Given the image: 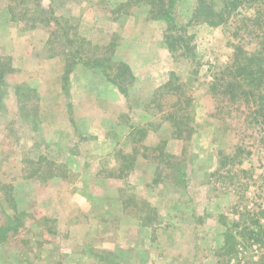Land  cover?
<instances>
[{"label":"rangeland","instance_id":"rangeland-1","mask_svg":"<svg viewBox=\"0 0 264 264\" xmlns=\"http://www.w3.org/2000/svg\"><path fill=\"white\" fill-rule=\"evenodd\" d=\"M195 8L176 0L172 9L170 35H182L188 52L178 42L169 53L162 27L182 100L173 104L185 109L176 118H188L177 139L173 117L157 108L163 86L149 103L130 98L132 117L118 116L112 98L89 109L80 94L81 82L93 83L80 74L93 61L88 43H112L105 65L114 68L124 33L149 34L145 10L160 20L144 3L0 0V264H264V121L221 95L235 71L233 46L252 53L257 39L234 36L233 21L198 23ZM131 84H121L124 96ZM104 122L134 130L100 157L92 138H106ZM166 138L180 143L168 147ZM157 146L179 154L151 155Z\"/></svg>","mask_w":264,"mask_h":264},{"label":"trees","instance_id":"trees-1","mask_svg":"<svg viewBox=\"0 0 264 264\" xmlns=\"http://www.w3.org/2000/svg\"><path fill=\"white\" fill-rule=\"evenodd\" d=\"M215 1H218V3ZM134 2L144 3L150 9L149 14L153 15L155 19L164 20L169 25V32L165 34V45L169 53L175 54L180 49L177 43L185 44L182 35L177 38L170 35L176 30L172 17V9L176 0H134ZM192 18L196 22L210 27H218L233 21L237 25L234 36L238 37V31H246V36L257 39V47L252 53L243 50L240 45L233 46V67L235 71L229 73L232 80L226 84L221 91V95L231 103L237 102L254 108L251 116L253 122L259 124L261 120L264 121V0H196V8ZM51 35H53L52 32ZM250 41L253 42V40ZM70 43L74 44L72 41ZM82 44L83 41L80 39L79 46H82ZM87 47L90 49V51L87 50V55L92 56L93 61L88 64L85 63V66L99 68L106 79L115 85L122 94H125L121 84L124 82L132 83L133 81L129 67L124 63H120L114 68L105 65L107 57H109L107 54H113V44L111 43L103 48H95L88 43ZM184 47L185 51L188 52V45L185 44ZM172 77L173 75L170 74L169 82L161 88L162 90L166 89V91L161 99V105H157V108H160L161 113L173 117L175 137L181 139L183 133L189 129L186 124L188 118H184L186 115L176 118V115L184 112L185 109L181 106L177 107L178 104H173V100L174 102L181 100V95L177 94L179 87L174 84ZM156 92L151 101L156 97ZM187 103L188 100L185 99V104ZM170 106H175L176 109L172 107L171 111H168ZM151 149H146L151 151V155H156L158 151L160 156L165 155L158 146Z\"/></svg>","mask_w":264,"mask_h":264},{"label":"crops","instance_id":"crops-1","mask_svg":"<svg viewBox=\"0 0 264 264\" xmlns=\"http://www.w3.org/2000/svg\"><path fill=\"white\" fill-rule=\"evenodd\" d=\"M148 10L144 12V15L147 17ZM143 15L144 21L142 22V28L144 30H148L149 34L145 37H141L140 33L136 32V29H130L134 34L130 35L132 37L125 36L123 34V39L119 41V45L115 50V55H119V59H117L116 65L120 63L126 64L133 76L132 84L130 85V89L127 91L128 96H124L119 89L109 82L103 72L99 68L92 69L85 67L81 69L80 74H84V77L93 78V83L81 82L79 89L80 94L87 95L86 99L87 102L94 101L95 104L99 105L101 101L112 98L113 104L111 108L113 111H116L118 116L123 114H128L129 117H132L133 109H129V100L130 98L137 97V104L135 105H142L143 103H149L151 97L157 88L164 86L169 82L170 74L174 75L173 72L176 73L174 66L175 63L169 59L168 52L162 48V41H163V30L162 27L164 25V20H146V17ZM141 16V15H139ZM130 18H138L137 16H126L121 18L123 21H129ZM146 20V21H145ZM136 21V20H135ZM134 22V21H133ZM132 28V27H130ZM202 31H208L209 27H202L200 28ZM155 32V33H154ZM154 33L153 35H151ZM138 36V37H137ZM104 38L101 43H107L106 34L102 35ZM152 50L155 54L152 53ZM87 68V69H86ZM90 69V70H88ZM173 72H171V71ZM206 101V97L204 99ZM92 103V102H91ZM103 104V102L101 103ZM91 104L88 106L90 109ZM136 114H139L138 117L143 118L146 116L145 114L137 111ZM139 125L141 127L144 126L146 121L138 120ZM148 122V121H147ZM95 124V123H93ZM105 124V122H104ZM102 125L103 134L106 138L100 137L98 134L97 138L93 139V144L97 146L95 150H93V155L95 156H105L110 155L109 153L113 150L117 145L122 144L126 141L127 137L131 134V131L134 130V127H131L129 124H120L115 122L114 125ZM95 127L97 124L94 125ZM79 126L78 130L85 132V129H80ZM91 133V130L89 131ZM144 132V131H143ZM141 132L142 136H145V133ZM151 138V136H150ZM167 146L177 147L180 143V140L177 139H165ZM171 146V147H172ZM167 150L165 153H170L169 155L178 156L179 152L177 151H170ZM165 154V155H167ZM168 156V155H167ZM143 158V155H141ZM191 191L195 192L196 190L202 191L200 186L194 187L192 184L189 185ZM195 189V190H194ZM205 188H203L204 190ZM176 206L179 207L180 203L177 199H175Z\"/></svg>","mask_w":264,"mask_h":264}]
</instances>
